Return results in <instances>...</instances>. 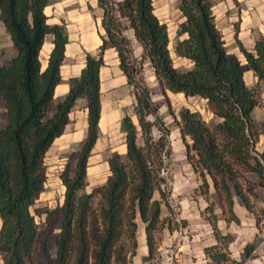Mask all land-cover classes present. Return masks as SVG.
<instances>
[{"label":"trees","instance_id":"trees-1","mask_svg":"<svg viewBox=\"0 0 264 264\" xmlns=\"http://www.w3.org/2000/svg\"><path fill=\"white\" fill-rule=\"evenodd\" d=\"M48 4L49 0H0V22L14 50L0 64L3 264H132L139 222L145 225L150 254L157 235L173 230L171 217L162 216L167 198L162 172L171 155L169 130L144 76L146 62L164 96L171 92L203 99L218 119L208 124L199 112L183 108L179 113L178 127L187 160L201 179V194L208 201L213 186L227 222H239L236 197L252 210L250 196L264 189V120L254 117L255 109L263 107L264 37H256L253 51L238 42L257 78L248 87L240 60L229 53L216 24L212 0H177L182 21L173 51L189 60L190 68L175 66L168 26L156 15L153 0H97L103 11L102 43L96 55L86 53L80 75L71 79L67 95L57 101L69 36L64 24L49 25ZM130 30L143 48L140 59L134 56ZM47 35L53 36V47L43 68L41 50ZM110 48L117 52L136 104L133 114L121 120L126 154L109 155L106 182L88 193V163L99 138L101 69ZM80 98L87 101L88 127L59 175L65 189L63 202L34 209L48 181L47 152L65 133ZM204 213L219 242L206 254L216 262L228 261L223 250L233 237L220 233L212 203ZM36 215L45 216L43 229Z\"/></svg>","mask_w":264,"mask_h":264},{"label":"crops","instance_id":"crops-1","mask_svg":"<svg viewBox=\"0 0 264 264\" xmlns=\"http://www.w3.org/2000/svg\"><path fill=\"white\" fill-rule=\"evenodd\" d=\"M153 1L156 15L168 26L169 47L174 64L183 65L185 68L192 67L189 60L177 57L173 51L178 23L182 21L181 13L176 9L179 21L175 26L170 27L169 19L157 14L156 0ZM166 2L168 9H171L177 0H166ZM212 2L216 24L223 34L229 53L240 60L245 83L248 87H253L257 83V78L241 52L238 42L247 50L253 51L256 37H264V0H212ZM45 14L49 25L64 24L69 36L65 60L61 67L63 82L57 86L55 91V100L58 101L67 95L71 79L80 75L85 65L86 53L92 55L98 53L102 43L101 35L105 33L101 23L103 11L98 7L97 0H49ZM130 37L135 39L132 30ZM52 42L53 36L47 35L41 50L43 68L47 66V60L53 47ZM141 50L143 52L142 47ZM13 53L14 50L10 57ZM104 61L101 69L102 108L99 138L89 158V184L90 182L99 183L102 178L109 176L107 159L112 152L126 154L124 135L120 125L125 115L133 114L136 104L132 88L120 68L117 52L112 48L107 49L104 53ZM169 93L171 92H167ZM176 95L184 96L183 94ZM262 97L264 101V92ZM201 100L205 103L209 119L217 121L218 119L208 111L206 101ZM262 114V107L255 109L256 119H262ZM87 115V101L85 98H80L75 109L70 113V123L65 133L56 139L47 152L46 164L50 160L55 167L58 165H60L59 168L63 167L64 155L75 150L85 138L88 127ZM186 164V173L180 170L172 172L173 193L170 199L171 204L173 201L178 203L176 221L180 224L179 228L165 229L159 235L153 252L150 254L145 225L139 222L138 248L132 264H264V189L259 188L257 195L250 196L252 210H249L238 197L235 198L234 212L239 222H227L219 206L215 209L220 233L223 236L233 237L232 242L223 250L228 254L229 260L216 262L206 254L207 248L217 246L219 243L204 213L209 203L204 197L195 196L194 190L200 185V180L192 171V166L189 163ZM89 186L87 187L88 193L94 188L89 190ZM64 191L63 187V193ZM43 194L44 192L41 196ZM215 198V190L211 185L210 199L213 201ZM169 214V210L163 206L162 216L166 217ZM1 226L0 219V229ZM0 264H3L1 257Z\"/></svg>","mask_w":264,"mask_h":264},{"label":"rangeland","instance_id":"rangeland-1","mask_svg":"<svg viewBox=\"0 0 264 264\" xmlns=\"http://www.w3.org/2000/svg\"><path fill=\"white\" fill-rule=\"evenodd\" d=\"M166 3H167L166 0H156L157 14L162 18L169 19V25H170V27H173L179 21V14L176 10L177 9V2H176V4H173L171 9H168ZM130 31L127 32V35L133 42L134 56L136 58L140 59L141 55L143 53L141 50V46L136 42L135 39L131 38L132 36L130 37ZM12 52H13V48H12V44L10 42L9 36L6 33L4 26L0 22V62L9 58L10 55L12 54ZM175 66L178 68H185V67H183V65L176 64ZM144 76L146 78L147 84L151 88L154 101L159 103V105H160L159 115L162 118L163 122L165 123L167 129L169 130V145H170L171 155L167 159L166 169L162 172V175L165 178V182L162 185V188L164 189V191L167 195L165 204L163 206L166 209H168L170 212L169 216L172 219L173 229L179 228L178 226L180 224H178L176 221V216L178 213L177 209L179 208L178 203H177V201H173L171 204V199H170L171 195L173 193V187H172L173 175H172V172L174 170H178V171L180 170L181 172L186 173V171H187L185 169V168H187L186 163H189L187 160V155H186V146L182 140L180 129L178 127V121H180L179 113L183 108H188L192 111L199 112L200 115L202 116V118L208 124L215 122V121H212L211 119H209V115L207 114V110L205 108V103L201 99L185 98V96L176 95V94H172V93H169V94H167V96H164L162 93L161 87L159 86V84H158V82L154 76L153 69L151 68L150 64L147 62L144 64ZM262 112H263V114L261 116L262 119H257L258 121L264 120V101H263ZM154 133L156 136L159 135V132L157 129H155ZM139 142L141 143L142 140L139 139ZM117 146H119V144ZM262 147H263V140H261L259 145H258L259 150H261ZM75 150H73V151H75ZM73 151H71V152H73ZM71 152H69V153H71ZM69 153H66L63 157L64 158L63 167L66 163L67 155ZM46 165L48 167V181L46 184V185H48V188L45 189L44 194L40 197V199L38 200L34 209L35 208H43L46 206L54 207L56 205H60V204H62L63 199H64V197H63L64 196L63 185H62L61 180L59 178V175H60L63 167L59 168L60 165H58V167H55V165L52 164L50 162V160L47 161ZM192 169H193V167H192ZM192 171L195 173L194 169ZM188 172H189V170H188ZM105 175H106V173H105ZM195 176H197V178L200 180V184H201V179L199 178V176L197 174ZM107 177L105 176L104 178H102V180L99 183H91L90 182V184H89L90 186L88 189L91 190L92 187H97V186L103 185L106 182ZM105 178H106V180H105ZM52 192H53V194H52ZM194 194H195V196L197 195V196H202L205 198V196H203L201 194L199 188L194 190ZM51 195H53L52 196L53 198L51 197ZM205 199H207V198H205ZM215 199L213 201H211L210 194H209L207 202L212 203L216 209V208H218L219 205H217V203H218L217 198H215ZM34 209L32 210L33 213H34ZM44 219H45V216L36 215V221L39 224L41 229H43L45 227ZM182 224H183V221H182ZM161 233H159L157 235V239ZM43 261H44V259L41 258L40 263H42Z\"/></svg>","mask_w":264,"mask_h":264}]
</instances>
